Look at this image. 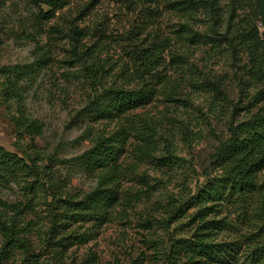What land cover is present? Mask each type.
Instances as JSON below:
<instances>
[{
  "label": "rangeland",
  "instance_id": "1",
  "mask_svg": "<svg viewBox=\"0 0 264 264\" xmlns=\"http://www.w3.org/2000/svg\"><path fill=\"white\" fill-rule=\"evenodd\" d=\"M173 1L0 0V146L36 162L41 183L31 192L0 178V248L5 224L29 243L0 264H251L264 238L259 195L244 208L209 202L205 228L198 207L180 201L221 171L216 152L231 129L264 113L253 100L263 79L251 76L264 0H198L190 11ZM153 43L151 62L143 52ZM142 87L148 103L102 116L107 89ZM97 142L117 157L96 160ZM250 179L263 184L264 168ZM54 187L113 205L55 218ZM197 232L212 251L189 250Z\"/></svg>",
  "mask_w": 264,
  "mask_h": 264
},
{
  "label": "trees",
  "instance_id": "2",
  "mask_svg": "<svg viewBox=\"0 0 264 264\" xmlns=\"http://www.w3.org/2000/svg\"><path fill=\"white\" fill-rule=\"evenodd\" d=\"M173 5L183 7L188 11L198 8V0H174ZM2 41L0 39V45ZM160 43H153L149 47L144 48L143 58L151 61L158 55ZM142 54V53H141ZM152 62V61H151ZM252 77L263 79L264 82V53H260L254 57L252 65ZM107 103L102 109V116L123 114L127 111L148 103L152 98V90L149 88H109L104 93ZM264 100V85L254 93L253 100ZM92 156L99 160V152L105 154L108 159H115L118 152L105 145V142H97L91 149ZM216 157L221 171L209 179L196 194L190 195L185 200H181V207L190 205L197 206V212L194 215L203 219L201 228L211 224V220L206 219L204 209L208 207V203L215 201H224L231 204L237 203L240 207H246L249 199V193L259 195L254 209L255 216L259 222H262L258 233L264 231V192L262 188L264 183L257 185L250 179V174L264 168V113L257 111L250 119L238 123L231 129V135L221 142L217 148ZM36 162H28L24 157L15 152L6 150L0 146V178L11 180L18 184L24 183L26 190L37 191L40 187V180L35 176ZM113 174L108 175L104 179L107 184L113 179ZM54 187L52 199L47 203V209L57 218L59 215L64 216L75 212H83L91 209L98 215L107 213V209L111 208L113 203L107 197L97 193L90 201V205L83 204L82 201L74 200L71 197L64 196L60 191H56ZM251 205V204H248ZM247 205V206H248ZM246 211V210H245ZM244 217L246 212L243 213ZM12 223V222H11ZM4 235L7 243L0 248V258L5 256L9 249L17 247L27 249L28 239L19 236L16 224L8 226L3 225ZM257 235V234H254ZM196 239L192 242L186 240L187 247L192 253L203 255L207 253L209 248L213 247L210 242H206L198 232L194 235ZM264 237V234L262 235ZM261 236V237H262ZM257 240V239H256ZM180 243V241H178ZM185 243V242H183ZM171 254L169 259L173 258ZM249 255L251 264H264V238L251 247ZM172 262V261H170Z\"/></svg>",
  "mask_w": 264,
  "mask_h": 264
}]
</instances>
